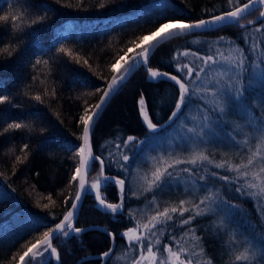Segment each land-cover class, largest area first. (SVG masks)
<instances>
[{"label":"snow or ice","instance_id":"snow-or-ice-1","mask_svg":"<svg viewBox=\"0 0 264 264\" xmlns=\"http://www.w3.org/2000/svg\"><path fill=\"white\" fill-rule=\"evenodd\" d=\"M54 3L61 7L72 6L61 0H54ZM77 7L83 8L82 0ZM104 8L103 2L96 6L97 10ZM39 10L44 14L29 18ZM56 11L45 0H0V27L5 34L0 38L25 28L26 35L30 36L37 25L46 23L48 14ZM203 11L206 18L156 16L153 30L132 39L127 51L120 50L123 54L109 66L111 77L105 81V86L95 90L99 99L78 112L76 127L80 131L74 135L79 144L65 141L60 145L73 153L75 162L68 179V187L74 185L75 192L64 197L66 210L60 217L51 212L56 205L51 194L41 197L45 203L37 200L36 207L48 210L52 220L58 222L49 226L48 221L34 218L37 228L33 231L39 227L45 230L26 242L22 251L14 253L8 264H53V261L60 264L59 247L72 239L82 244L83 233L100 231L76 226L83 200L89 195L94 197L95 209L110 214L114 220L125 214L126 203L133 199L144 201L126 210V218L132 226L120 233L124 245L119 255L114 247V233L102 230L111 238L112 245L99 254L101 264H110V261L111 264H217L213 257L206 255L204 235L199 234L201 229L219 241L221 264H257L258 259L259 264H264V0H226V10L218 14L215 9ZM253 12H258V16L249 19ZM225 26L242 30L244 46L230 39L225 45L226 37L219 36L202 52L195 47L201 41L193 40V47L174 49L171 57L174 73L151 66L156 51L173 40L203 35ZM90 27L94 29L99 25ZM84 30L85 27L78 23L68 22L62 26L57 43L67 38L64 33ZM32 47L35 57L34 62H29L32 70L48 66L44 79L38 74L32 77L33 82L39 80L45 84L53 74L50 60L40 58L49 53L67 57L76 64L82 62L93 70L87 58L62 44L52 45L46 53L40 42L33 39ZM17 51L15 45L0 46V54L9 58ZM141 68L150 82L172 85L171 103L163 97L159 103L160 109H169L167 120L163 124L159 120L154 122V115L141 91L137 108L146 128L143 139L133 135L117 136L114 141L100 145L98 153L94 150L93 135L99 117L114 94H118ZM5 84L0 80V137L12 139L17 133L22 141L27 137L18 149L19 154H15L12 166V175H15L16 166L29 160L30 141L36 132L26 121L35 119L41 125L47 123L46 114L39 105L45 104L46 97L54 99L56 89L45 87L42 93L34 95L25 92L28 100L35 102L25 108L8 93ZM193 108L196 114L189 117L186 113ZM12 109H18L19 113L14 114ZM174 125L175 135L169 138L166 148L150 147ZM39 137L41 149L57 142L44 136L43 128ZM9 151L15 152V149ZM146 151L150 153L147 157L144 156ZM111 188L117 192V202L108 200L107 192ZM177 192L182 198L162 199L165 193L175 195ZM228 193H235L240 200H251L259 224L250 220L241 223L237 218L243 219L245 209L232 202ZM198 218H207L208 222L196 225L194 221ZM54 240H60L59 247ZM79 264H87V258Z\"/></svg>","mask_w":264,"mask_h":264},{"label":"trees","instance_id":"trees-1","mask_svg":"<svg viewBox=\"0 0 264 264\" xmlns=\"http://www.w3.org/2000/svg\"><path fill=\"white\" fill-rule=\"evenodd\" d=\"M45 2L51 3L57 11L48 14L46 23L37 25L32 35H26L28 30L25 28L21 32L0 38V46L7 43L18 48L11 58L6 54H0V80L6 82L5 87L8 93L13 95L17 102L28 108L30 103L35 102H30L25 92L34 95L42 93L45 87L50 90L53 87L56 89L54 99L49 100L46 97L45 104L39 105L46 114L47 123L41 125L39 120L35 119L26 121L36 128V132L32 134L30 141L29 160L23 165L16 166L15 175H12L15 154H19L18 149L27 137L25 136V141L21 140L19 133L12 139L0 137V173L3 174L0 175V264H8L14 253L22 251V246L26 242L33 240L38 232L45 230L39 227L33 231L37 228V221L34 218L48 221L49 226L58 222L52 220L48 210L36 207L37 200L45 203L46 201L41 197L51 194L56 200V205L51 208V212L60 217L66 210L63 204L64 197L75 192L74 185L68 187L71 168L74 167L75 162L73 153L65 151L60 145L65 141L79 144L74 135V133L79 134L80 131L76 127L78 112L86 104L95 103L99 99V94L95 90L97 87L105 86V81L111 77L109 66L119 55L123 54L120 50L123 48L127 51L128 47H131L132 39L153 30V19L156 16L162 18L175 15L184 19L206 18L203 11L206 8L215 9L217 14L219 11L226 10V0H82L83 8L77 7L80 0H61V3L70 4L71 7L56 5L54 0H45ZM101 2L105 3V8L97 10L96 6ZM36 14L43 15L44 13L42 10L34 11L29 18H34ZM257 16L258 12H254L248 18L255 19ZM68 22H76L85 27V30L71 34L64 33L67 38L57 43L62 26ZM242 22L246 24V21ZM94 24L99 27L91 28L90 26ZM241 32L239 27L226 26L219 30L205 32L203 35L175 39L156 51L151 58V66L174 73V63L171 62L174 49L193 47L191 41L200 40L201 44L195 47L202 52L207 51V45L214 44L219 36H225L226 41L230 39L239 45H244ZM4 35L3 27H0V37ZM33 39L40 42L46 53L52 45L59 47L62 44L75 54L87 58L93 70L90 71L82 62L76 64L67 57L61 58L49 53L40 58L50 60L53 74L48 76L45 84H41L39 80L33 82V76L39 74L40 78L44 79L48 72V66H37L35 71L31 68L29 62L35 60ZM170 64L172 66H169ZM141 91L148 101L150 113L154 115V122L159 120L163 124L167 120L170 114L169 109L167 107L160 109L159 103L162 97L167 103H171L173 87L167 82H150L146 71L141 68L105 106L94 130L95 151L99 153L100 145L105 144L106 141H114L117 136L123 138L133 135L143 139L146 128L142 124L137 108V100ZM12 112L18 114L19 110L12 109ZM41 128H43L44 136L57 142L41 149L39 147ZM10 149H15V152H10ZM97 168L98 165L94 166L92 175H95ZM111 171L114 173L115 169ZM5 177L8 178L5 179ZM177 194L178 192L169 198V194L165 193L162 199L178 200ZM107 196L110 202L118 200L114 188L109 189ZM228 198L245 209L243 219L237 218L241 223L250 220L252 223L259 224L260 220L251 200H240L235 193H228ZM148 199H151V195ZM143 203V199L140 201L133 199L131 203H126L125 214L117 216L114 220L110 214H104L95 209L93 196H86L76 226L112 231L116 237L114 245L116 254L119 255L124 245L120 233L132 226L126 218V210L136 208ZM207 222V218H198L194 224L200 225ZM199 234L204 235L203 244L206 248V255L213 257L217 264H221L222 249L219 241L211 234L204 233L203 229ZM82 240V244L76 239L69 240L63 247H59L60 240H54L53 243L59 247L60 264H79L84 258H87V264H101L98 259L99 254L112 245L111 238L101 230H90L83 233ZM165 242H168L167 239ZM257 264H259V259Z\"/></svg>","mask_w":264,"mask_h":264},{"label":"rangeland","instance_id":"rangeland-1","mask_svg":"<svg viewBox=\"0 0 264 264\" xmlns=\"http://www.w3.org/2000/svg\"><path fill=\"white\" fill-rule=\"evenodd\" d=\"M225 45H227V41L225 42ZM240 46H244V45H240ZM191 59V58H189ZM189 117H191L192 115H195V110L193 109H189L188 112L186 113ZM183 119V117L181 118ZM179 123V121H177V124ZM175 125L173 126V128H170L167 130V132H165L162 136H160L158 138L157 141L154 142L153 145H151L150 147H156L157 149H163L166 148L168 143H169V138L175 135ZM226 151L228 149H225ZM150 153L148 151H146L144 153V156L147 157ZM151 154H155V153H151ZM145 167H147V165H145ZM176 197H178L179 199L182 198L180 193L178 192V194L176 195ZM169 198H171V195H169Z\"/></svg>","mask_w":264,"mask_h":264},{"label":"water","instance_id":"water-1","mask_svg":"<svg viewBox=\"0 0 264 264\" xmlns=\"http://www.w3.org/2000/svg\"><path fill=\"white\" fill-rule=\"evenodd\" d=\"M254 13V12H253ZM226 27V26H225ZM214 30H216V29H211V30H209V31H214ZM198 32L200 31V30H197ZM107 105V104H106ZM83 202H84V200H83ZM98 229H101V228H98ZM103 229H101V231H102ZM104 232V231H103ZM54 242V241H53Z\"/></svg>","mask_w":264,"mask_h":264}]
</instances>
